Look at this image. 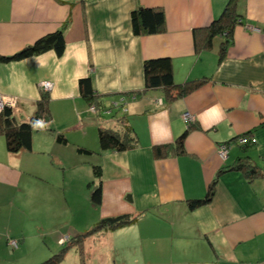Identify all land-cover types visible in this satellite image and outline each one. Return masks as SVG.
Wrapping results in <instances>:
<instances>
[{
	"label": "crops",
	"instance_id": "obj_1",
	"mask_svg": "<svg viewBox=\"0 0 264 264\" xmlns=\"http://www.w3.org/2000/svg\"><path fill=\"white\" fill-rule=\"evenodd\" d=\"M228 1L0 0V56L66 27L63 55L49 50L0 61V93L18 99L16 121H30L43 93L51 113L48 127L34 129L31 149L8 151L0 133V264L36 263L29 246L10 251L9 239L27 242L15 207L48 219L46 253L104 218L138 217L86 235L72 247L69 264H264V0H237L240 22L222 59L225 37L199 52L194 43L195 30L219 18ZM141 7L163 9L165 31L135 35L132 12ZM157 57L172 60L176 83L205 78V84L175 99L162 87L146 89L144 62ZM85 77L92 78L97 111L81 92ZM45 80L53 82L48 92L41 89ZM186 111L195 125L185 152L156 156L155 147L174 143L189 128ZM122 119L137 146L101 150L99 129L120 130ZM59 132L68 143L57 142ZM242 136L252 141L241 144ZM228 142L223 160L218 147ZM245 159L262 174L233 168ZM94 165L102 167L98 206L88 186L98 182ZM214 180L212 200L190 208Z\"/></svg>",
	"mask_w": 264,
	"mask_h": 264
},
{
	"label": "trees",
	"instance_id": "obj_2",
	"mask_svg": "<svg viewBox=\"0 0 264 264\" xmlns=\"http://www.w3.org/2000/svg\"><path fill=\"white\" fill-rule=\"evenodd\" d=\"M240 14L237 11V0H229L222 15L211 22L204 28L196 29L194 32V43L197 52L210 49L213 47L214 39L218 36L225 37L220 49V59L226 53L227 44L233 34L235 24L240 22ZM66 25V24H65ZM166 17L163 9H155L141 7L132 12V27L135 35L157 34L165 31ZM66 27H62L54 32L46 34L38 38L34 43L24 47L22 50L10 56H0V61L21 60L26 57L41 54L49 50H54L58 56L64 54L66 49L65 38ZM144 75L146 89L164 88L169 99H175L192 93L206 82L204 79L190 80L184 83H176L173 73L172 60L169 57L150 58L144 62ZM80 89L82 94L89 100L91 104H95L97 109L100 107L93 88L91 77L81 78ZM50 96L48 93H43L37 103L36 114L28 122H17L14 117V108L5 107L0 110V133L6 136L7 149L10 152H19L22 149H31L32 136L35 129L34 122L37 119L43 118L47 121L51 120L49 109ZM120 130L109 128L99 129V145L101 150H117L124 151L134 148L138 144L137 137L133 128L125 124L124 119ZM195 124L189 125L174 143L155 147L156 156H167L169 154H182L185 152V140ZM247 135V134H246ZM246 142L241 144L248 145L252 138L249 136ZM235 139V138H234ZM232 138V140H234ZM56 140L59 143H68V138L65 134L59 132L56 135ZM231 140V141H232ZM80 152L92 153L91 150L78 148ZM234 169L245 171L249 176H258L262 174L260 168L253 164L249 159L240 161L233 166ZM93 172L95 178L88 183L90 188L91 202L98 206L102 203L103 188H102V167L94 165ZM216 181H212L204 198L194 199L189 201L190 208L210 202L215 194ZM138 217L124 214L102 219L90 230L81 233L74 237L75 241L70 242L59 254L43 261L41 264H58L64 257L67 249L73 244H81L82 239L91 233L98 232L102 229H116L118 227L134 223ZM73 239V240H74ZM82 264L84 262L82 261Z\"/></svg>",
	"mask_w": 264,
	"mask_h": 264
},
{
	"label": "rangeland",
	"instance_id": "obj_3",
	"mask_svg": "<svg viewBox=\"0 0 264 264\" xmlns=\"http://www.w3.org/2000/svg\"><path fill=\"white\" fill-rule=\"evenodd\" d=\"M244 139H247L248 137L242 136ZM241 137V138H242ZM10 213L11 210L9 211L8 209L5 212V219H4V225H3V229L5 230L8 226V222H9V218H10ZM12 213L14 215V220H18L20 221V225H19V229H21L23 231V236L21 238L25 239L27 242L23 243L22 240L20 242V245L14 247L11 244V248L10 251H16L18 249V247H20L21 245H24V247L26 248H31V256L35 255V252L37 253V259H36V263L35 264H41L43 261L53 257L56 254H59L63 248H65L67 246V244L65 246L62 247V245H59L58 248H55L53 250V252H48L46 253V251L44 250L45 248V239L44 237L46 236L47 232L49 231L48 227L46 226V223L48 222V219L45 218H41V216L35 212L32 211H28V210H24L23 208H17L15 207L12 210ZM50 214H47L48 218H50ZM67 226L63 225L62 227L60 226V228L65 229ZM80 231V230H78ZM74 238L71 239V241H75ZM12 240V238H11ZM16 240V239H15ZM10 241V239H9ZM18 241V240H16ZM70 241V240H69ZM68 241V242H69ZM19 242V241H18ZM44 246L42 249H40L41 246ZM76 245V244H75ZM40 246V247H39ZM74 245L72 244V246H70L67 251L66 254L67 258H62V262L60 261L61 264H69V262L72 260L70 259L71 254H73V248ZM25 248V249H26ZM65 254V255H66ZM25 258H22V260ZM27 264H32L31 261H28ZM59 264V263H58Z\"/></svg>",
	"mask_w": 264,
	"mask_h": 264
},
{
	"label": "built area",
	"instance_id": "obj_4",
	"mask_svg": "<svg viewBox=\"0 0 264 264\" xmlns=\"http://www.w3.org/2000/svg\"><path fill=\"white\" fill-rule=\"evenodd\" d=\"M53 88V82L52 81H49V80H45V81H42L41 82V89L42 91L44 92H48L50 91L51 89ZM18 99L14 96H9V95H4V94H1L0 93V110H2L3 108H5L6 106L7 107H11V108H16L18 106ZM119 102H115L114 103V106L117 107L119 106ZM90 109L92 111H97V107L95 104H91L90 105ZM183 118L186 122H188L189 124H192L195 120V116L194 114H192L190 111H186L184 114H183ZM49 125V122L43 118H40V119H37L35 122H34V126L35 128L36 127H40V128H46L48 127ZM247 139H244L243 137L240 138V143H244L246 142ZM231 149V144L230 142L228 143H222L219 145L218 147V154L220 156V158H222L223 160H225L228 155H229V151ZM9 243L16 247L18 246V241H16L15 239H12L9 241Z\"/></svg>",
	"mask_w": 264,
	"mask_h": 264
},
{
	"label": "bare ground",
	"instance_id": "obj_5",
	"mask_svg": "<svg viewBox=\"0 0 264 264\" xmlns=\"http://www.w3.org/2000/svg\"><path fill=\"white\" fill-rule=\"evenodd\" d=\"M194 122H195V121H194ZM194 122H193V123H194Z\"/></svg>",
	"mask_w": 264,
	"mask_h": 264
}]
</instances>
